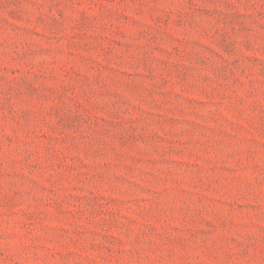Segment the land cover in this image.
I'll return each instance as SVG.
<instances>
[{"label": "rangeland", "instance_id": "rangeland-1", "mask_svg": "<svg viewBox=\"0 0 264 264\" xmlns=\"http://www.w3.org/2000/svg\"><path fill=\"white\" fill-rule=\"evenodd\" d=\"M0 264H264V0H0Z\"/></svg>", "mask_w": 264, "mask_h": 264}]
</instances>
